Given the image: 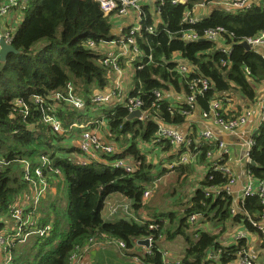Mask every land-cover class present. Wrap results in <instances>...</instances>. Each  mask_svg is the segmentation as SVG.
Instances as JSON below:
<instances>
[{
	"label": "trees",
	"instance_id": "1",
	"mask_svg": "<svg viewBox=\"0 0 264 264\" xmlns=\"http://www.w3.org/2000/svg\"><path fill=\"white\" fill-rule=\"evenodd\" d=\"M210 1L220 0L141 4V27L132 38L142 56L134 65V88L125 98L140 99L143 117L127 121L125 99L119 98L122 102L108 109L104 107L108 101H92L108 86L111 66L103 64L107 56L102 44L119 42L112 33L113 16H105L95 0H28L20 10L22 17L11 41L18 54H9L0 64V234L6 229L4 215L11 206L31 200L32 186L24 179V162L29 164L33 178V170H41L48 187L36 210L31 213L30 207L27 213L36 218L37 228L49 226L50 230L47 236L13 243L11 264H72L74 254L79 260L85 248L104 237L123 243L122 248L130 255L136 240L149 238V251L136 255L138 261L133 264H167L161 240L176 238L185 244L179 264H235L239 253L248 249L252 234L259 238L264 251V234L259 227L264 217L262 197L244 195L237 208L233 207V198L226 190L227 176L217 166L209 167L207 153L217 148V142L202 139L194 124L187 132L191 139L187 148L175 146L166 138L157 141L160 124L176 129L195 111H208L213 101L220 102L223 118L238 116L256 103L260 94L257 87H264V54L239 45L242 39L264 32V0L243 10L213 6L207 15L193 16L194 23L184 21L187 11L202 2L209 6ZM148 27L155 32L150 33ZM217 28L223 29L217 40L203 37L206 30ZM188 31L200 38L183 40L182 33ZM180 62L188 66V73L177 71ZM197 78L208 82L202 93L190 88ZM69 87L74 99L83 103L81 108L65 101ZM156 90L160 91L159 99ZM56 93L63 98L55 100ZM193 93L191 107L186 98ZM231 95L240 97L234 108L227 106ZM35 97L43 100V106ZM47 113L59 120L61 131H53L45 121ZM87 122H95L89 127L114 151L100 154V161L82 165L76 160L82 154L77 147L82 129L71 125ZM182 152L190 155L188 163L166 168V163L177 161ZM248 156L255 162L248 164V172L259 184L264 179V119L252 136ZM116 160L131 162L132 170L113 167L111 163ZM200 165L203 170L192 184L190 177ZM170 171L175 180L166 195L172 199V208H152L148 205L155 201L152 197L148 201L152 190L147 198L144 192L156 188L155 182ZM61 180L67 187L66 203L60 211L52 185ZM184 183L190 184V189L180 194L175 184ZM113 193L130 200V218L110 221L102 217L104 201ZM193 215L198 219L192 222ZM199 223H211L215 232L197 228ZM234 225L241 226L248 236L223 243V235ZM218 249L215 260L207 258L210 250Z\"/></svg>",
	"mask_w": 264,
	"mask_h": 264
},
{
	"label": "built area",
	"instance_id": "2",
	"mask_svg": "<svg viewBox=\"0 0 264 264\" xmlns=\"http://www.w3.org/2000/svg\"><path fill=\"white\" fill-rule=\"evenodd\" d=\"M100 4V8L105 16H113V15H125L128 11H133L136 15H140L141 13V4L142 0H95ZM261 0H220V1H210L209 5L213 6H223L227 7L228 9H240L243 10L247 7H249L251 4H259ZM28 0H1L0 1V38H3L7 43H11L12 37H13V31L15 30L16 26L18 25L19 21L21 20V9L27 5ZM172 3H184L185 0H171ZM198 7H205L207 6L205 3H200L197 5ZM194 9V8H193ZM187 11L184 16V21L187 23H194L195 18L192 16V12ZM16 19V22L14 23V20ZM140 22V17H139ZM140 23L139 26L133 27L129 30L128 34H125L120 38L119 42L123 45V47L130 46L131 50H133L136 55L139 57L142 56V53L136 48L134 40L132 38L133 34L140 29ZM147 30L150 33L155 32V29L153 27H148ZM223 31L222 28H217L213 30H206L204 32V38L209 40H217L219 34ZM181 38L186 41H196L200 37L198 34L194 31H188L183 32L181 35ZM246 42L250 48L256 49L259 52L264 51V32H260L259 34L253 36V37H247L245 39H242L239 41ZM223 51H226V49H223ZM263 53V52H262ZM264 54V53H263ZM150 58V57H149ZM137 60V62H139ZM0 64L2 62L0 61ZM104 65L111 66L114 69H117L118 62L116 56H108L104 61ZM224 64V63H223ZM140 67V65L138 66ZM177 71L181 74H186L189 72V68L186 64L180 62L177 65ZM116 93L114 95L118 96L120 95L119 87L118 85ZM193 91L196 90L197 93H202L204 90L208 88V82L204 78H197L192 80V84L190 86ZM109 94V93H108ZM97 94L94 95L92 98V101L102 103L109 101L112 97V94ZM155 96L157 99L161 97L160 91H155ZM195 94H191L186 98L187 102L191 104L194 101ZM63 97L60 93H56L54 95L55 100H60ZM126 101H124L125 106H127L129 111H132L134 109H141L142 102L139 98H124ZM123 99V100H124ZM65 101L67 103H71L76 107L81 108L83 106V103L81 101H77L74 99L73 94H71V88L69 87L68 96L65 98ZM18 104H20V100L16 101ZM35 102L41 104L43 106V100L35 97ZM221 108L220 102L213 101L210 104L209 110L202 112L200 115L202 118L206 120H210L213 124L219 126L222 130L227 132H233L235 131L240 125L244 124L247 121V118L250 116L249 109H245L242 111L241 114L238 116H232L230 118H223L220 113L219 109ZM49 109V108H48ZM261 112H262V120L264 119V100L262 102L261 106ZM45 121L48 122L53 131L59 132L62 130L61 124L59 120H57L53 115L46 114L44 115ZM143 117V112H142ZM95 122H87L85 124H78L73 123L71 127H78L81 128V132L79 133V137L77 140V147L82 153L79 156H76V160L82 164L86 165L92 161H100V154L103 155H109L114 151V147L111 144H106L103 141L100 140L98 134H96L95 129L90 128L89 126L91 124H94ZM202 139H204L206 142L212 143L217 142V148H215L214 151H209L207 153V156L209 157V167L211 166H217L218 170H220L225 176L228 178V184L226 185V190L230 194V186L235 182V174L233 170L230 168V166L227 164V150L225 149L224 145L217 141L210 131H204L199 135ZM169 139L170 142L175 146H184L187 148L189 144L191 143V139L187 138V135H182L181 133L177 132L175 128H170L165 125L160 124L159 130L157 133V141L161 139ZM252 145V138L248 142V149ZM193 156V155H192ZM191 156V157H192ZM190 158V155H187L186 152H182L178 156V160L167 162L166 168L169 170H172L174 166L180 163H188ZM226 159V160H224ZM45 162V160L43 161ZM24 179L30 181L33 177V174L31 172V168L27 162H24ZM111 165L116 168H123L125 171L130 172L132 170V164L129 161L124 160H116L115 162H112ZM34 176L38 179L39 188L36 190V192L31 193V200L30 202H25L20 200L16 204H14L11 208V215L14 218L15 224L13 229H4L2 234H0V248L3 254H5L3 264H11L12 263V256L10 252V248L13 245V243H22L25 242L28 238L31 236H47L49 234L50 227L46 226L44 228H37L36 227V218H34L31 213H33L36 210V206L40 200L41 197H43L48 192V187L46 184L45 179L42 176V172L39 168H35L33 170ZM249 177V184L244 188L242 197L244 195L248 194H258V196L262 197V202L264 204V179L260 181L259 184L252 181V178L250 174H248ZM150 195V189H147L144 192V197L147 198ZM32 204V206H30ZM32 207V210L27 213L28 209ZM10 210V209H9ZM198 219V216H191L190 220L193 222ZM259 227L262 229V232L264 234V217L262 219V222L259 223ZM248 236L245 231L240 232L236 235V239L245 238ZM149 239V238H148ZM150 240V239H149ZM92 243V240L90 241ZM120 247H123V243H118ZM151 245V240H150ZM149 250V249H148ZM220 252V249L218 250H210L207 253V258L210 260H215L218 256V253ZM257 254L250 252L249 249L243 250L241 253H239L238 260L235 264H256ZM72 264H78L77 256L74 254L71 258ZM170 262H167L169 264ZM174 264H179V261H176Z\"/></svg>",
	"mask_w": 264,
	"mask_h": 264
},
{
	"label": "crops",
	"instance_id": "3",
	"mask_svg": "<svg viewBox=\"0 0 264 264\" xmlns=\"http://www.w3.org/2000/svg\"><path fill=\"white\" fill-rule=\"evenodd\" d=\"M155 1L156 0H142V3L153 5L155 4ZM212 7L213 5L205 7L196 6L193 9L192 16H195L197 18L205 16L210 12ZM112 20V33L118 38H116V40H120V38L125 35L124 33L127 30L139 26V17L133 11H128L125 15H113ZM15 22L16 19L14 20V23ZM102 50L106 53L105 56L107 57L116 56L118 62L117 69H114L113 67H110L109 69V74L112 76L113 80L112 83L109 84L105 89L106 94L109 93L114 96L108 101V104L112 105L116 102H122V100L125 98L122 97V94H128V92L134 88L135 80L133 78V71L135 67L134 65H136L139 57L133 50H131L130 46L123 47V45L118 41H113L108 44H102ZM261 51L264 53L263 50ZM126 69H129V72H126L124 75L123 72ZM116 85H118L120 92V95L118 94V96L114 95V93L118 91L116 90ZM257 89L260 94L256 100V103L248 107L250 116L247 118V121L244 124L240 125L233 132L222 130L219 126L213 124L210 120L202 118L198 111H195L184 125L176 128L177 132L181 133L182 135H187V132L191 128V125L194 124L198 135H200L204 131H210L213 137L224 145L228 153L227 164L235 174V182L230 186V194L233 198L232 202L234 208H237L244 188L250 183L248 177V162L250 160L248 156L250 149H248V142L251 140L254 132L262 121L261 106L264 100V91H262L264 87L258 86ZM119 98H122V100ZM173 98H177V96L174 95ZM239 100V96L231 95L230 98L226 99L227 106H231L234 108L235 105L238 104ZM104 134L101 133L102 138L104 137ZM197 170L198 172H195V176L199 178L200 172L201 170H203V165L197 167ZM166 175L169 177H173L174 172H167L164 176ZM164 176H162L157 181H162ZM193 178L194 177H190L191 183L195 182V180H192ZM163 180H166V178H164ZM156 189L157 187L150 188V193L152 190L153 195ZM119 198H122V196L120 195ZM122 206L123 207L121 208L123 209V211H127L128 205L124 204ZM141 217L147 218V215L145 213H141ZM201 227L205 230L215 232V228L210 227L209 223L200 224L197 228ZM243 231L245 230L242 229V227L239 225L229 226L221 241L225 244H230L232 243L233 238H235L238 233ZM161 247L163 249V255L166 258L164 261L175 263L183 253L185 244L181 238H176L170 242L161 240ZM148 249L149 248H146L144 245L137 243L136 240L134 248L130 250L131 255L126 254V251L122 247H120L115 240L104 237L96 241L88 248L84 249L83 253L79 257L78 264H133L138 261L135 256L148 252ZM248 249L250 250V252L257 254L256 264H264V251L261 249L260 240L256 235L252 234L249 236ZM117 250L119 251V253H117ZM3 256H5V254L0 253V264H3Z\"/></svg>",
	"mask_w": 264,
	"mask_h": 264
},
{
	"label": "rangeland",
	"instance_id": "4",
	"mask_svg": "<svg viewBox=\"0 0 264 264\" xmlns=\"http://www.w3.org/2000/svg\"><path fill=\"white\" fill-rule=\"evenodd\" d=\"M22 17V15H20ZM126 72H129V69L124 70V75ZM107 79H108V85L112 83V76L109 74V72L107 73ZM106 93L103 92V95H105ZM109 95V94H107ZM122 97H127V93L126 94H122ZM112 105L111 104H105L104 107L105 109L110 108ZM80 124H85V123H80ZM106 137V134H105ZM107 139V138H106ZM108 140V139H107ZM109 141L114 142L112 139H110ZM116 145L119 146L118 142H115ZM191 177H196L198 179L197 176H191ZM164 178H166V180H163ZM175 177H169V176H164L162 181H156V186L158 187V192H156L153 196H150L148 201L150 200V198L152 197V200L154 199L155 201L150 202L148 205H150L152 208H157L158 210H162V211H167L169 209L172 208V199H170L168 197V195H166V193H168L169 191H171V185L174 182ZM61 183L63 184L61 186ZM195 183V182H194ZM30 184L32 186V192H36V190L39 188V183H38V179L37 178H33L30 180ZM193 184V182H192ZM177 186L178 192H180V194H187V190H189L190 188V184H182V186H178L177 184H175ZM52 190H54V187L56 188V193L54 195V200H55V204L58 210H63L65 203H66V187H67V183L65 182V180H61L59 181L58 185L54 184L52 185ZM50 194V193H49ZM119 194L117 193H113L111 195H109V197H107L104 201V206L103 209L101 211V215L105 220H115V219H119V218H130V216H132L131 211H123V209L121 207H123L122 205H128V207H130V200L122 197L119 198ZM49 198V197H48ZM47 198V199H48ZM156 201L161 205V207L163 208H159L157 207V203ZM12 208V206H11ZM11 208L10 210L4 215V218L6 219V227L7 229H13L14 228V218L11 215ZM121 209V210H120ZM145 209V208H144ZM117 211V212H116ZM116 212V213H115ZM115 213V214H114ZM114 214V215H113ZM62 217V214H61ZM210 227H213L211 223ZM116 249V248H115ZM0 253H2L1 248H0ZM117 253H119V251L117 250ZM4 257V256H3Z\"/></svg>",
	"mask_w": 264,
	"mask_h": 264
},
{
	"label": "water",
	"instance_id": "5",
	"mask_svg": "<svg viewBox=\"0 0 264 264\" xmlns=\"http://www.w3.org/2000/svg\"><path fill=\"white\" fill-rule=\"evenodd\" d=\"M239 45L245 49H250V46L246 42H241ZM9 54H18V50L11 43H7L3 38H0V61L2 63L6 62ZM133 119H142V111L140 109L129 111L124 121ZM248 163L249 165H255V162L252 160H249ZM137 243L144 245L146 248L150 247V240L148 238L138 239Z\"/></svg>",
	"mask_w": 264,
	"mask_h": 264
}]
</instances>
